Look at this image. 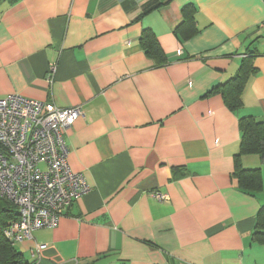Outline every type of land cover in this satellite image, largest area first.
Returning <instances> with one entry per match:
<instances>
[{
  "label": "crops",
  "instance_id": "obj_1",
  "mask_svg": "<svg viewBox=\"0 0 264 264\" xmlns=\"http://www.w3.org/2000/svg\"><path fill=\"white\" fill-rule=\"evenodd\" d=\"M241 64L231 110L210 92ZM10 93L84 113L63 135L91 190L14 244L26 258L45 243L37 264H264V190L234 174L239 118L264 126V0H0ZM263 161L241 154L239 167Z\"/></svg>",
  "mask_w": 264,
  "mask_h": 264
},
{
  "label": "built area",
  "instance_id": "obj_2",
  "mask_svg": "<svg viewBox=\"0 0 264 264\" xmlns=\"http://www.w3.org/2000/svg\"><path fill=\"white\" fill-rule=\"evenodd\" d=\"M84 113L80 106L61 108L19 93L0 97V197L16 208L17 218L3 228L12 244L32 238V231L54 227L65 209L91 190L68 163L64 131ZM154 197L167 201L166 193ZM45 243L31 256L39 260Z\"/></svg>",
  "mask_w": 264,
  "mask_h": 264
},
{
  "label": "trees",
  "instance_id": "obj_3",
  "mask_svg": "<svg viewBox=\"0 0 264 264\" xmlns=\"http://www.w3.org/2000/svg\"><path fill=\"white\" fill-rule=\"evenodd\" d=\"M156 42L154 36L151 38L143 33V45L147 54L156 53L159 50H153L150 42ZM244 62V61H243ZM251 72L248 65L241 64L239 70L228 81L211 90L220 92L224 103L231 109H238L241 104V93L245 82ZM239 128L241 130V141L239 153L236 155L235 176L239 187L243 191L253 193L257 190H264V167L263 169L245 170L239 167V156L241 154H257L264 159V126L252 116L239 118ZM264 163V161H263ZM17 218L15 206L6 198L0 197V264H37L38 259L32 257L28 259L23 252L16 248L14 244L6 239L3 235V228L11 219ZM256 229L253 237L256 241L264 242V208L262 207L257 213Z\"/></svg>",
  "mask_w": 264,
  "mask_h": 264
},
{
  "label": "bare ground",
  "instance_id": "obj_4",
  "mask_svg": "<svg viewBox=\"0 0 264 264\" xmlns=\"http://www.w3.org/2000/svg\"><path fill=\"white\" fill-rule=\"evenodd\" d=\"M73 107V106H72ZM62 108V107H61ZM67 108V107H66Z\"/></svg>",
  "mask_w": 264,
  "mask_h": 264
},
{
  "label": "rangeland",
  "instance_id": "obj_5",
  "mask_svg": "<svg viewBox=\"0 0 264 264\" xmlns=\"http://www.w3.org/2000/svg\"><path fill=\"white\" fill-rule=\"evenodd\" d=\"M77 118H78V117H77ZM77 118H76V119H77ZM76 119H75V120H76Z\"/></svg>",
  "mask_w": 264,
  "mask_h": 264
}]
</instances>
